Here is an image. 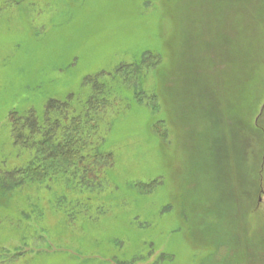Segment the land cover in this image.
I'll return each mask as SVG.
<instances>
[{"label":"rangeland","instance_id":"obj_1","mask_svg":"<svg viewBox=\"0 0 264 264\" xmlns=\"http://www.w3.org/2000/svg\"><path fill=\"white\" fill-rule=\"evenodd\" d=\"M86 81L112 98L103 188L1 192L0 250L22 248L15 264H264V0H0L4 169L28 158L10 115L84 100Z\"/></svg>","mask_w":264,"mask_h":264},{"label":"trees","instance_id":"obj_2","mask_svg":"<svg viewBox=\"0 0 264 264\" xmlns=\"http://www.w3.org/2000/svg\"><path fill=\"white\" fill-rule=\"evenodd\" d=\"M124 70L118 69L116 75H125ZM85 84L90 86L91 94L84 100L82 95L80 100L75 95L64 101L50 99L42 113L31 108L25 113L10 115L14 146L28 158L12 169H4L6 163H0V193L35 183L48 185L58 177L78 194H91L103 188L106 171L114 163L103 138L104 116L112 107V98L106 94V82L86 81ZM63 198L56 199L55 206L73 219L72 203ZM89 209L90 205L85 204L83 211L89 214ZM20 249H1L0 264H15L22 256Z\"/></svg>","mask_w":264,"mask_h":264}]
</instances>
